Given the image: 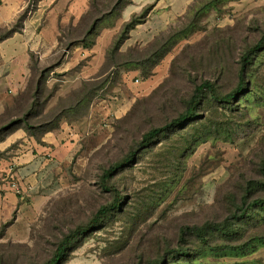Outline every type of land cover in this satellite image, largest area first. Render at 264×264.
I'll list each match as a JSON object with an SVG mask.
<instances>
[{"label": "rangeland", "instance_id": "374dc122", "mask_svg": "<svg viewBox=\"0 0 264 264\" xmlns=\"http://www.w3.org/2000/svg\"><path fill=\"white\" fill-rule=\"evenodd\" d=\"M109 7L101 4V14ZM81 29L66 31L63 46L80 40ZM263 36L264 0H195L150 44L110 53L104 79L62 98L55 96L64 77L53 68L63 52L48 62L34 59L29 84L8 116L24 121L31 111L24 127H54L61 111L69 120L80 118L95 95L92 103L107 100L116 86H126L128 94L112 92L115 113L79 142L63 177L25 199L28 205L8 222L0 239L3 264H45L65 236L89 225L116 198L120 208L75 242L63 264H264V207L245 220L230 219L264 199V49L232 106L207 95L190 128L139 150L146 133L184 113L203 82L222 96L234 91L243 55ZM82 99L87 101L78 109ZM6 135L0 137V160L11 152L2 150ZM226 221L236 234L214 235L207 245L181 236L186 227Z\"/></svg>", "mask_w": 264, "mask_h": 264}, {"label": "crops", "instance_id": "0c3cea01", "mask_svg": "<svg viewBox=\"0 0 264 264\" xmlns=\"http://www.w3.org/2000/svg\"><path fill=\"white\" fill-rule=\"evenodd\" d=\"M92 1L40 0L20 28L0 41V119L14 106L17 96L26 90L34 59L48 62L63 52L61 61L54 68V74H63L64 77L55 96L62 98L79 89L83 83L105 78L106 74L101 72L108 49L133 16L150 8L145 22L129 33L120 48L121 53L153 42L183 17L195 0H130L120 13H114L99 23L90 47L76 44L69 50L65 49L60 38L66 31L80 25L91 10ZM96 1L103 3L106 0ZM29 2L0 0V33L14 27ZM112 92L115 97L119 94L125 97L128 88L116 86L111 93L107 92V100L91 103L80 118H64L58 129L46 133L40 141L28 136L23 129L4 138L2 150L11 152L0 160V230L17 211L28 205L26 200L29 197L48 191L63 177L80 146L79 142L115 113L116 98ZM13 182L21 188L22 198L12 188Z\"/></svg>", "mask_w": 264, "mask_h": 264}, {"label": "trees", "instance_id": "16d2710c", "mask_svg": "<svg viewBox=\"0 0 264 264\" xmlns=\"http://www.w3.org/2000/svg\"><path fill=\"white\" fill-rule=\"evenodd\" d=\"M39 1L40 0H30L27 9L19 16L18 21L14 25V27L11 30H7V31L0 33V41L10 37L13 33H15L20 28L23 21L27 17L28 13L30 11L36 9ZM108 3L110 5V7L108 8L109 11L101 14V8H100L101 4H108ZM128 4H130V0H106L103 3L98 2L96 0H93L91 3V10L82 19V21L80 22V25L78 26L79 29L82 28L80 30V33L82 34L81 35L82 38L79 40L80 42L76 41V42H72L70 44H67L65 49L69 50V48H71L72 46H74L76 44H82L86 48L90 47L92 45L93 38L96 34V29H97L99 23H101L103 20H106L108 18V16L114 14L116 11L117 12L121 11L123 9V7L128 5ZM32 6H33V8H32ZM149 11H150V8L145 9L140 15L133 16L128 23L124 24L121 32L114 39L112 45L108 49L106 62L108 60L110 53L120 51V48H121L122 44L125 42V40L128 38L129 33L137 25L145 22ZM60 40H62V42H63V38L62 39L60 38ZM263 49H264V36L243 55L242 62H241L240 75H239V83H238V86L236 87V89L234 91L222 96V95L218 94L217 90L215 89V86L211 82H209V81L203 82L202 84H200L199 86H197L195 88V91L193 92V95H192L190 101L187 103V106H186L184 113H182L180 116L173 119L169 123L165 124L164 126L157 128V129H153L150 132L146 133L143 136L141 143L139 144V150L147 149L154 141L168 135L169 133H171L177 129L186 130L187 128H190L189 127L191 125L190 123L193 122L194 120L198 119V112H197L198 107L201 104L204 97L207 95H209L210 98L216 103L232 106L234 101H236L237 98L239 97V95H241L245 92V90H246L245 78L247 76L248 70L253 63L255 56L258 53H260ZM62 57H63V55L61 56L60 61H61ZM103 69H104V67H103ZM103 69H102L101 74H104ZM32 71H33V64H32ZM46 73H47V70H45L43 72V74L40 75L39 80L37 82V90L35 93H33L30 96V98L32 100L31 102L36 100V98H37L36 93H38L37 91L40 89ZM106 80L107 79H105V82H106ZM107 82H109V81H107ZM54 96H52L51 99L54 98ZM97 97H98V95H95L89 102L92 103L91 101H93V99H96ZM85 101H87V99L80 100L77 108L79 109L80 106L82 105V104L80 105V103L81 102L84 103ZM15 103L17 104L16 100H15ZM31 104H32L31 106H34V103H31ZM13 109H15V105L11 109L7 110L6 114L0 119V121L5 119V118H8L9 114L13 112ZM32 115H33V113L31 111H28L27 115H25L26 119L24 121L16 120V119H14V117H12V118L9 117L7 122L5 123V125L0 129V137L4 136L5 134L10 135V134L16 132L17 130L23 128V130L25 131V133L28 136L34 137L37 141H40L41 138L46 133L52 132V131L58 129L61 121L64 118H67L66 116H64L65 114L62 113V111H61L59 113V116H58L59 117L58 121L54 127H49V125H50L49 123H46L45 125L41 124L39 127H30V126L24 127V125H22V124H25L27 119ZM8 135H6V136H8ZM118 168H119V165L111 167L105 173V177L108 178ZM116 195H117V193H116ZM18 196H20V198H22L21 195H18ZM120 206H121V199L116 198V200L112 206L100 208L97 211V213L95 214L94 218L89 223V225H87L86 227L85 226L77 227L75 230L71 231L69 233V235L65 236L62 239V241L60 242V244L58 245V247L54 253L53 259L49 260L45 264H63L66 260V257L68 256V252L70 251L73 244L75 242H77L81 237L86 235L90 228H94V227L98 226V224H100L103 219H105L109 214H111L112 211L118 210L120 208ZM260 207H262V208L264 207V199L254 201L251 204L250 209H247V208L242 209V211H240V213L233 215L230 219L236 220V221L245 220L246 218L250 217L249 214H250L251 210L253 211V210L258 209ZM232 224L233 223H229V222L227 223V221H226V222H223L220 224H218V223H206L202 226L186 227L182 230L181 236H182V238L185 236H191V235L195 236L197 241H199L203 245H207V244H209L210 237H212L214 235L223 236V237L235 235L236 234V232L234 231L235 228L233 227ZM6 226H7V224L4 225L2 227V229L0 230V239L3 238V236H4V230H5ZM179 253H180L179 254L180 256H184L183 255L184 252L179 251ZM3 263L4 262L2 260H0V264H3Z\"/></svg>", "mask_w": 264, "mask_h": 264}, {"label": "built area", "instance_id": "2783aa9c", "mask_svg": "<svg viewBox=\"0 0 264 264\" xmlns=\"http://www.w3.org/2000/svg\"><path fill=\"white\" fill-rule=\"evenodd\" d=\"M29 5V4H28ZM33 8V6H32ZM12 188L14 189V191L18 194V195H22V191H21V188L19 187L18 184H16L15 182L12 183Z\"/></svg>", "mask_w": 264, "mask_h": 264}]
</instances>
